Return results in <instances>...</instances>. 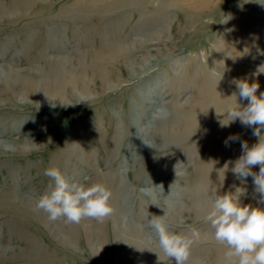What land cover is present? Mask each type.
I'll return each mask as SVG.
<instances>
[{"label":"rangeland","instance_id":"rangeland-1","mask_svg":"<svg viewBox=\"0 0 264 264\" xmlns=\"http://www.w3.org/2000/svg\"><path fill=\"white\" fill-rule=\"evenodd\" d=\"M100 50L105 63L97 70L91 63ZM262 63L264 0H217L206 8L198 0H0V264H121L117 258L123 250L115 247L111 221L100 225L106 243L101 252L84 237L91 218L82 221L68 251L61 245V219L34 216L35 200L54 186L44 175L53 167L86 185L93 183L94 173L118 171L131 189L130 208L136 210L138 192L151 189L158 216L167 212L169 230L177 234L203 222L205 214L196 210L202 207L194 208L189 193L204 165L198 144L188 151L168 150L164 162L140 159L133 151L148 148L142 139L156 146L160 135L145 125L158 106L170 112L163 119L169 132L183 117L221 118L230 125L229 108L248 103L233 91L235 81L258 82L259 96L264 74H252ZM70 76L79 78L76 90L50 94L52 85ZM86 85L90 92L82 95ZM203 106L209 111H202ZM176 107L180 115L172 117ZM141 110L140 131L129 148L130 125ZM234 122L239 139L235 148L223 151L224 163L231 161L230 150L241 156V142L249 148L258 142L247 139L252 128ZM252 171L258 173L259 166ZM206 172L214 178L217 169L208 165ZM232 181L231 193L233 185L245 189L236 193L242 206L264 209L251 177L244 185L235 177ZM195 191V197L203 193ZM13 207L25 209L12 213ZM142 230L145 243L160 249L155 230L149 224ZM212 232L206 229L204 236L210 239ZM97 238L92 237L94 245ZM206 251L197 257L200 263ZM145 253L135 256V264H147ZM45 255L49 260L44 262Z\"/></svg>","mask_w":264,"mask_h":264},{"label":"clouds","instance_id":"clouds-1","mask_svg":"<svg viewBox=\"0 0 264 264\" xmlns=\"http://www.w3.org/2000/svg\"><path fill=\"white\" fill-rule=\"evenodd\" d=\"M262 74H264V63L258 65L252 75L256 77ZM235 83L240 100H246L248 103L244 107L237 103L235 108L230 107L228 110L230 121L239 119L243 126L252 128V135L258 138V142L250 148L246 142H241V156L234 162H226L224 169L229 170L228 166L232 164L230 170L241 185L246 184L247 179L251 177L254 191L259 196L257 203L264 204V135L261 131L264 129V92H260L257 96L260 85L255 81L249 84L247 79H243ZM187 103L188 98H185L183 104ZM169 115L170 112L166 107L158 106L145 127H152L155 121L167 119ZM236 139L238 137H229L225 141L226 146L229 140ZM142 142L154 148L152 141L142 139ZM2 143L8 144L7 141ZM257 165L258 173L252 171ZM44 175L54 181V186L50 185V191L35 200L33 210L47 214L50 221L63 219L65 222L78 224L85 218L103 221L113 214L114 209L110 204L112 193L105 184L97 182L86 185L74 179L70 181L55 167L46 169ZM158 187L162 188V186ZM233 187L235 193L229 192L223 195L217 194L216 190H209L211 207L207 211L205 220L214 230L210 233V238L225 247V264H264V209L251 205L242 206L240 196L245 189L235 185ZM143 191L151 195V189L145 188ZM237 192L241 195H237ZM164 213L163 216L153 215L148 220L155 230L158 245L164 255L174 260L175 264H187L191 247L194 242L200 240L201 234L196 229H191L190 235L170 231L166 222L168 213Z\"/></svg>","mask_w":264,"mask_h":264},{"label":"bare ground","instance_id":"bare-ground-1","mask_svg":"<svg viewBox=\"0 0 264 264\" xmlns=\"http://www.w3.org/2000/svg\"><path fill=\"white\" fill-rule=\"evenodd\" d=\"M198 1L201 7L203 6L204 8H206V6L209 7L211 4L214 3V1L217 0H198ZM102 51L100 50V52L97 53L96 58L93 60L94 63H91V65L94 68H97V70H100L102 64L105 63V58L102 57V54H104V52ZM94 75H97V72ZM103 75L101 73L98 76L101 79H103V81H105ZM77 79L79 78L72 76L66 78L61 77V80L59 82L57 81V83H55L50 87L49 89L50 94L56 97L60 96L59 93H61L62 90L64 92L65 89L68 87H73L76 90L78 88L77 85L75 86V82ZM233 79L234 81L236 80V78ZM230 88L233 90L232 85H230ZM234 89H235L233 90L234 92L238 91V89L236 88ZM80 90L82 95L84 94L88 95L90 92V90H88V85H86V87H82ZM237 95H239V92L237 93ZM232 98H235L234 94ZM206 108H207L206 106H203L201 109L204 112L209 111V108L207 109ZM144 114L145 111L141 110V115L137 116L136 117L137 120L135 121L133 120L132 124L130 125L132 143L130 144L129 148L132 146L133 140H135L137 135L139 134L138 131L140 130L137 128H140V124L142 118L144 117ZM179 115L180 113L176 107L175 110L173 111L172 117L173 116L179 117ZM183 119L184 121L181 124H179L178 127H176V129L175 127L171 129L170 132L166 128L167 122H165V120L163 119L160 120L158 124H155L152 128H150V130L156 129L157 134L160 135L159 140H157L156 142V146H154V148L148 147L146 149H144L145 146H143L142 147L143 150L136 149V151H133L134 152L133 154L140 159H148L149 157L151 158L156 157V159L164 162L169 160L168 154L172 152L168 150L181 147L183 150L188 151L189 149L194 148L195 144L196 145L198 144V146L200 147L199 150L201 154L204 153V158H203L204 165L202 166L203 167V170L201 171L202 173H200V175H198V177L193 180L192 185H190L189 193H192L191 198L193 199L194 208L201 206L202 207L201 210L199 208H197L196 210H198L197 212L205 214L206 216L207 211L211 207V200L209 199V196L211 195V191L209 190L211 189H209L210 188L209 186L213 185L212 191L216 190L217 194L223 195L225 193L231 192L230 191L231 185L234 184V181H232V177L234 176L230 170L233 165L229 164L228 166L229 170L227 171L224 169L225 163L223 162V156L225 152L223 151L224 150L227 151V149L231 147L235 148L233 147V145L236 143L237 139L229 140L227 146L225 144V141L228 140L229 137H236L238 125L233 121H230L231 122L230 125L224 124L223 122L224 119L221 118L220 120L219 119H213V120L189 119L188 120V118L183 117ZM173 131H176V133H174ZM262 135L264 134L262 133ZM247 139H249L250 141L252 140L253 142L258 141V138L253 136L252 133L250 134V132H249V136H247ZM225 146L226 148L223 149ZM238 152L240 151L230 150V152L227 153V154H233L232 156L230 155L231 161L234 162L238 159L237 158L238 157L237 155H239ZM211 157H214L215 159L211 160L210 159ZM208 165L210 168H212L213 166V169H217V172L215 173L216 176L214 178L210 176L209 173L206 172ZM109 172L111 173H109L108 175L94 173L95 176L93 179V183L99 182L105 184L112 193L110 204L113 207L114 212L110 217L106 219L111 221L112 223L113 238L117 251H119L120 249L123 250V255L117 258V260H119L121 264L122 263L125 264V262H129V264H135L136 262L135 256H137L138 253H140L141 251H147V253H145L144 255L145 256L144 261L147 262V264L149 263L175 264L174 260L166 257L161 249L151 248L148 245V243H145L146 239L142 229L145 224L147 225L149 224L148 220H150L153 215L155 216L159 215V211H158L159 208L155 203L154 199L152 198L153 197L152 194L146 197V195L148 194H146L145 192H140V193L138 192V195L135 196V198H138L137 199L138 202L136 203L137 207L136 210L134 211L133 209L130 208L131 194H132L130 193L131 192L130 186L122 180L120 173H118V171L109 170ZM196 182L198 184H196ZM195 190H202L203 193H201L200 196L195 197L193 196V194L197 195V192ZM205 204H207L208 206ZM20 209L13 207L11 211L12 213L13 212L22 213L25 208H20ZM147 213L149 215H147ZM33 214L35 217L38 218L47 216V214L44 215L43 212L41 213L40 211H35V213ZM199 219L200 218H197L195 220H199ZM84 220H86V218L83 219L82 221ZM61 221L65 224V225L63 224L61 227V232L63 236V240L61 239V245H63L68 251H70V248H73L76 243L75 241L77 239L76 233L79 232V228L82 229L81 226L82 221L78 224L68 223L62 219ZM95 222H93V219L91 222L86 221V226L83 228V233L85 234L84 237L87 241V244H89L93 248V250L101 252V250H103V248L106 247V243L104 241L105 236H103V233L101 232L103 221L97 223V220H95ZM191 229H196L197 231H199L200 234L201 233L202 234L200 240L198 242L193 243L187 264H225L224 251L226 249H223V247L221 245H218L214 240H213L214 242H211L210 241L211 238L208 239L206 235L204 236V231L206 229H208L209 231H214L211 228L210 224L206 220H204L200 224H196L194 227H191L189 230L185 229L186 231H181L180 233L190 235ZM92 237L95 238L98 237L97 240L99 241V243L97 242V244L94 245V243L91 241ZM202 251H206L207 253L204 263H200V261L197 258L203 256ZM51 252L53 253V255L54 254L56 255L55 251H51ZM66 254L64 255L61 253L60 258L68 259ZM149 257L151 261L149 260ZM42 259H44V262L49 260L47 255H45Z\"/></svg>","mask_w":264,"mask_h":264}]
</instances>
